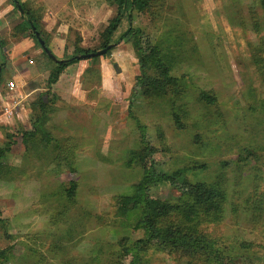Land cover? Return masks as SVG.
I'll return each mask as SVG.
<instances>
[{"label":"rangeland","instance_id":"obj_1","mask_svg":"<svg viewBox=\"0 0 264 264\" xmlns=\"http://www.w3.org/2000/svg\"><path fill=\"white\" fill-rule=\"evenodd\" d=\"M101 2L99 10L84 0L70 9L83 21L85 48L95 52L101 32L117 14L109 0ZM92 13L93 27L86 24ZM130 28L141 29L144 37L137 33L109 56L84 59L93 62L94 72L81 78L88 91L82 105L67 88L68 101L57 107V95L50 92V108L57 109L49 128L73 157L74 172L69 159H56L60 146L55 150L40 136L27 135L38 112H19V105L5 118L0 103V148L11 144L0 170V252L7 251L0 264H133L135 256L137 264L216 262L155 243L137 247L144 237L138 227L141 210L123 201L151 167L168 176L183 171V180L219 184L225 192L223 200L199 206L177 186L155 184V199L180 206L159 226L211 238L226 264H264V11L259 1L151 0L148 10L125 20L115 39ZM160 58L170 69L168 78ZM105 77L111 90L101 85ZM44 81L23 86L31 104L46 92ZM22 112L28 116L19 121ZM71 182L77 189L69 200Z\"/></svg>","mask_w":264,"mask_h":264},{"label":"trees","instance_id":"obj_2","mask_svg":"<svg viewBox=\"0 0 264 264\" xmlns=\"http://www.w3.org/2000/svg\"><path fill=\"white\" fill-rule=\"evenodd\" d=\"M112 5H115L117 8L116 16L110 20L109 24L103 29L101 32L102 36V45L99 50H102L109 46L110 44L119 45L120 42L129 41L132 36L137 33L142 34V38L144 37V33L141 29L130 28L126 30L123 34H121L118 39H115V35L120 32L123 27V23L125 20L128 22L131 21L134 12L143 13L150 8L151 0H109ZM263 11H264V0H258ZM15 3L16 9L21 12L25 11L23 15L24 22L20 25V30L24 32H28L29 35L37 42V44L41 47L39 40L32 29V24L35 26L37 31H39V25L36 24L34 17L30 13L29 10L25 9L24 5L19 3L22 7V10L18 7V0H13ZM42 36V34H41ZM140 37L139 46L143 45V39ZM3 45V42H1ZM46 45L47 42H46ZM148 47H152V43L150 41L146 42ZM115 46V47H116ZM156 49L158 52H161L157 47H152ZM142 49V48H141ZM97 50V51H99ZM111 51V50H110ZM110 51L105 55L109 56ZM95 51L83 48L80 46H76L75 54L70 57L71 61L67 62H57L55 68L52 69L46 84V92L38 95L37 100L31 104L33 112H38V116L33 121L32 130L27 132V135L31 136H40L41 140L44 142L50 143L56 149L60 146L61 151L57 155L59 161H64L65 159L70 160L68 163L71 171L74 172V162L73 157L69 154L65 147L62 145V141L59 140L53 135V128H49V123L51 121V113L54 109L56 111L57 108L51 107L50 101V92L53 85H55L63 72L71 65L77 64L82 61L81 56L84 54L93 53ZM47 55L46 52H44ZM96 59V58H93ZM142 67H146L147 61L146 58H142ZM162 68L164 69V75L166 78L170 76V69L164 63L163 59H159ZM4 66V65H3ZM93 69V68H92ZM88 69L87 74H93L94 70ZM142 83H145L142 81ZM202 97L204 99L210 100L209 96L203 94ZM56 125V124H55ZM26 135V134H25ZM55 143V144H53ZM11 145V144H10ZM10 145L7 147L0 148V170L4 168V163L2 160L5 157L6 152L10 150ZM71 152V150H70ZM155 153V150L152 148L149 149L148 157H152ZM70 155V156H69ZM61 164V163H57ZM62 166V165H61ZM2 172V171H1ZM183 171H177L176 173L168 176L164 174L157 173L153 167L146 170V175L144 181L136 188L134 195L127 196L123 203L125 206L136 207L141 210V217L138 223V227L144 231V237L136 242L138 246H145L155 243L164 249H177L182 250L186 254L189 255H200L205 257L208 261L215 260L216 262H211V264H226L224 262V257L220 250L217 247L215 241L211 238H208L203 235H198L195 233H187L181 227H161L158 225V221L161 218H166L171 215L174 211H179L180 206H174L168 203H163L157 199H155L152 195V187L155 184L161 183H171L172 185L177 186L182 194H186L191 196L195 203L199 206H207L210 204H214L217 200H223L225 197V192L218 184L210 185L208 183L198 182L191 183L188 179L184 180L181 178L183 176ZM77 189L76 182H71L69 188L67 189V197L73 199L75 196V192ZM9 237V236H8ZM14 248V247H12ZM127 252H130V249H126ZM7 255V251H1L0 256L5 257ZM7 259V258H6ZM220 262V263H219ZM133 264L138 263L137 256H135ZM229 264V263H228Z\"/></svg>","mask_w":264,"mask_h":264},{"label":"crops","instance_id":"obj_3","mask_svg":"<svg viewBox=\"0 0 264 264\" xmlns=\"http://www.w3.org/2000/svg\"><path fill=\"white\" fill-rule=\"evenodd\" d=\"M84 1L89 3L88 5L91 6L92 10L95 8L99 10L100 3H102L101 0ZM19 3L30 11L36 24L39 25V34H42L41 37L45 43L47 42V47L58 60L63 61L67 60L65 59L67 56L72 57L75 54L77 45L85 48L84 39L86 37L82 27L83 21L78 22L75 20L76 18L70 10L78 6V3H83V0H18ZM107 5L109 6V4ZM22 14L24 13L16 9L13 0H0V66H2L0 103L3 105V109L7 105L13 108L20 105L19 112L22 108L32 113L31 103L27 100L29 93L26 94L23 86L38 79L47 81L57 62L45 55L43 48L37 44L28 32L23 33L20 30V25L24 22ZM88 20L90 22L86 24L92 26L95 21L93 13ZM77 25L82 26L77 28ZM76 31L79 32V37H76ZM1 42H3V45ZM92 67L93 62L82 60L69 66L63 72L59 81L51 89L52 93L57 95L59 101L58 104H55L57 107H61L64 100L68 101L65 98L67 88L68 92L72 93V97L73 95L76 97L74 101L78 99V103L75 104L82 105L84 98L88 96V91L83 88L81 78ZM107 70L109 74H112L110 66L107 67ZM109 80L105 77L101 84L107 90H111ZM10 83H15V90L9 88ZM95 89H97V85ZM95 89H92V91L94 92ZM21 115V117H18L19 121H22L20 118H25L24 115L28 116L26 112H22ZM2 116L4 117L3 112Z\"/></svg>","mask_w":264,"mask_h":264},{"label":"water","instance_id":"obj_4","mask_svg":"<svg viewBox=\"0 0 264 264\" xmlns=\"http://www.w3.org/2000/svg\"><path fill=\"white\" fill-rule=\"evenodd\" d=\"M19 5V8L20 10H22V7L20 4ZM21 12L24 13V11L22 10ZM32 29L34 31V33L36 34L38 40H39V43L41 45V47L43 48L44 52L47 53V55L52 59L54 60L55 62H67V61H71V59H67V60H63V61H60L58 60V58L51 52V50L47 47L44 39L41 37V35L39 34V32L37 31V29L35 28V26L33 25L32 23ZM116 44H110L109 46H107L106 48L102 49V50H99L97 52H93V53H89V54H84L81 56V59H91V58H95V57H100V56H104L106 55L110 50H112L113 48H115ZM1 72H2V66H0V76H1Z\"/></svg>","mask_w":264,"mask_h":264},{"label":"built area","instance_id":"obj_5","mask_svg":"<svg viewBox=\"0 0 264 264\" xmlns=\"http://www.w3.org/2000/svg\"><path fill=\"white\" fill-rule=\"evenodd\" d=\"M9 88L11 89V90H15V88H16V85H15V83H10L9 85ZM16 108V107H15ZM14 108L13 107H11V106H9V105H7V106H5L4 107V110H3V115L5 116V117H7V118H12L15 114H14Z\"/></svg>","mask_w":264,"mask_h":264}]
</instances>
